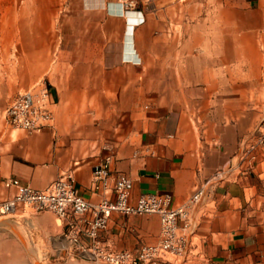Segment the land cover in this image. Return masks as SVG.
<instances>
[{
	"label": "crops",
	"instance_id": "1",
	"mask_svg": "<svg viewBox=\"0 0 264 264\" xmlns=\"http://www.w3.org/2000/svg\"><path fill=\"white\" fill-rule=\"evenodd\" d=\"M42 81L54 127L12 130L9 103ZM263 111L264 0H14L12 29L0 21V201L16 194L7 179L45 190L68 172L87 201L113 198L93 182L112 156L132 203L167 193L179 207L237 163ZM5 218L31 250L2 220L0 264H106L78 250L92 242L75 243L69 219ZM188 221V259L152 264H264V162L211 182ZM160 233L158 215L114 214L99 242L132 251Z\"/></svg>",
	"mask_w": 264,
	"mask_h": 264
},
{
	"label": "built area",
	"instance_id": "2",
	"mask_svg": "<svg viewBox=\"0 0 264 264\" xmlns=\"http://www.w3.org/2000/svg\"><path fill=\"white\" fill-rule=\"evenodd\" d=\"M126 6H133L125 3ZM55 102L51 87L42 81L33 88L20 93L9 103L6 123L12 130L39 133L54 127ZM264 162V111L253 132L245 139L236 164L226 171L218 172L208 183L198 187L192 197L179 207L173 206L171 194L147 193L132 203L133 180L125 173L112 170L113 157H106L94 168L93 182L96 191L106 193L113 186V198H104L93 204L82 197L76 187L73 172H68L45 190H38L22 184L18 179H7L4 186L16 189V194L0 201V218L16 214L20 209L32 208L36 212H52L59 219L71 220L70 226L78 243L82 234L91 240L87 253L94 261L106 264H152L156 261L172 262L188 259L190 245L189 211L206 193L211 182L225 178L234 170L240 173L254 172L257 164ZM114 214L158 215L161 222L160 241L153 245H142L136 250L110 251L100 246L99 235L107 230ZM84 223V227L80 226Z\"/></svg>",
	"mask_w": 264,
	"mask_h": 264
},
{
	"label": "rangeland",
	"instance_id": "3",
	"mask_svg": "<svg viewBox=\"0 0 264 264\" xmlns=\"http://www.w3.org/2000/svg\"><path fill=\"white\" fill-rule=\"evenodd\" d=\"M0 21L4 24L6 28L12 29L14 25V0H0ZM27 209L29 211H35L32 208H27ZM4 219L6 218L0 219V221ZM33 261H34V264H45V262H48V259L44 257H39V258L33 259Z\"/></svg>",
	"mask_w": 264,
	"mask_h": 264
},
{
	"label": "bare ground",
	"instance_id": "4",
	"mask_svg": "<svg viewBox=\"0 0 264 264\" xmlns=\"http://www.w3.org/2000/svg\"><path fill=\"white\" fill-rule=\"evenodd\" d=\"M45 13V12H44ZM46 14V13H45ZM48 16V15H47ZM4 221V224L6 225V226H8V227H11V228H13L14 229V231L22 238V239H24V241L26 242V244H27V246L29 247V249L31 250V247L29 246V244H28V242L26 241V238L24 237V234H23V232L17 227V225L15 224V223H13L12 221H10V220H6V222H5V220H3ZM3 223V222H2ZM0 224H1V222H0ZM25 244V243H24ZM25 244V245H26ZM35 253V252H34ZM32 254V253H31ZM32 256V255H31Z\"/></svg>",
	"mask_w": 264,
	"mask_h": 264
}]
</instances>
